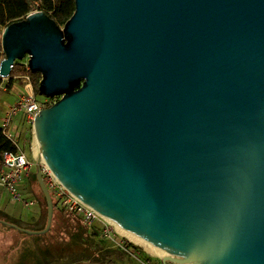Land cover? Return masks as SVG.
<instances>
[{"label":"water","instance_id":"obj_1","mask_svg":"<svg viewBox=\"0 0 264 264\" xmlns=\"http://www.w3.org/2000/svg\"><path fill=\"white\" fill-rule=\"evenodd\" d=\"M2 30L0 77L28 58L53 99L42 160L99 215L188 264H264V0H74ZM79 87V88H77ZM45 197L44 229L54 202Z\"/></svg>","mask_w":264,"mask_h":264},{"label":"built area","instance_id":"obj_2","mask_svg":"<svg viewBox=\"0 0 264 264\" xmlns=\"http://www.w3.org/2000/svg\"><path fill=\"white\" fill-rule=\"evenodd\" d=\"M30 71L28 62L24 64ZM2 92H7V83L11 80H23L24 92L19 95L16 101L8 108L4 115L2 124L0 125L3 135L10 140L16 147L15 151H7L3 154L2 167L0 170V187L8 192V194L18 203L25 207L34 205V200H27L21 193L20 188L25 178H30L33 169L38 166L39 155L36 151V143L34 139V122L43 108L50 107V100L46 99L44 103L38 100V95L34 90L31 77L27 74L19 77L2 78ZM24 114L25 124L32 130L33 139L30 146L29 154L16 139L13 130L18 127L16 118L19 114ZM24 144H27L25 142ZM28 145V144H27ZM42 170L44 182L51 194L52 200L59 210L81 217L89 229H93L96 223L102 226L104 238L113 245V248L120 249L126 254L133 256L132 249L126 246L124 239H119L114 232L115 224L99 215L91 207L83 203L79 198L67 190L60 181L55 177L50 168L42 160L39 162ZM145 250V249H144ZM146 251V250H145ZM148 253V252H147ZM145 264H153V257ZM157 259L162 260L161 257ZM167 264H183L169 260Z\"/></svg>","mask_w":264,"mask_h":264},{"label":"crops","instance_id":"obj_3","mask_svg":"<svg viewBox=\"0 0 264 264\" xmlns=\"http://www.w3.org/2000/svg\"><path fill=\"white\" fill-rule=\"evenodd\" d=\"M16 82L14 81L11 88L3 93H9L14 88L19 90L15 85ZM16 98L14 97V100L10 102V98L6 95L2 97L1 101L3 104L0 110L2 116L6 114L8 108L16 101ZM33 187L34 182L30 177L24 179L20 188L22 195L27 200H34L35 202L34 205L30 206L33 207L32 213L25 216L17 210L16 205L12 202L14 199L8 192L0 187V219L16 223L30 231L44 229L47 221V212ZM10 205L13 206L12 209H10ZM0 225L2 227L0 228V264H145L147 260L151 259L149 253L147 254L143 250H132L133 256L125 254L123 258L119 259L109 253L110 250H113L111 246L105 249H92V252H87L83 257L79 255L71 259H63L71 255H76L77 252L63 254L61 257L58 255V239L56 241L48 238L45 240L40 238L32 240L27 237H34V234H28L1 223ZM74 237L75 234H72L70 238L71 248L76 247ZM55 250L56 252H54ZM153 264H163V262L157 259V257H153Z\"/></svg>","mask_w":264,"mask_h":264},{"label":"rangeland","instance_id":"obj_4","mask_svg":"<svg viewBox=\"0 0 264 264\" xmlns=\"http://www.w3.org/2000/svg\"><path fill=\"white\" fill-rule=\"evenodd\" d=\"M35 11H40V10L35 9ZM61 27L63 28V26H61ZM26 62H28V58L26 60L22 61L21 63L25 64ZM16 81H18V82H16ZM15 82H16L15 85L18 87L19 90L14 88V90L9 92V93H3L2 92V95L0 98V110H1V106L3 104V102L1 101L3 96L6 95L7 97L10 98V102H12L14 100V97L18 98L19 95L24 92V85L25 84H24L23 80H15ZM33 87H34V85H33ZM37 95H38V100L42 103H44L46 101V99H48L47 97H45L44 95H42L40 93L39 94L37 93ZM59 98H61V97H59ZM56 101H58V100H56ZM3 118H4V115L2 116L1 112H0V125L2 124ZM16 123H17L18 127H16L13 130L15 137L20 142L22 147L29 154V152H30L29 148L31 146L30 144H31L32 139H33L32 130L29 129L27 127V125L25 124L24 114H22V113L19 114V116L16 118ZM29 138H31L30 144L28 143V140H30ZM25 142H27L28 145L24 144ZM35 143H36V141H35ZM36 146H37V144H36ZM36 151H37V154L40 156L38 146L36 147ZM36 171H37V167L33 169V173L36 174ZM33 189L36 190L37 195L43 204L44 203L43 202L44 201L43 193L39 189V187L36 185V183H34ZM5 199H7V198H5ZM12 202H14V205H16L15 207L20 212V214H22L24 216L31 214L33 211V207H30V208L25 207L24 205L16 202L15 200H12ZM12 208H13V206L10 205V209H12ZM44 208H45V206H44ZM45 209L47 212V206ZM0 228H2L1 225H0ZM95 232H98V231H95L94 229H89L81 217L63 212L57 208L56 210H54V218H53V223H52V227H51L50 231L45 235H34V237L31 236L32 238L31 237H27V238L32 239V240H34L35 238H40L42 240H45L46 238H48V239H50V240L52 239L54 241H56L58 239V242H59L58 255L59 256L62 257L63 254H69V253L71 254V252H77L76 255H71V256L63 258V259H71L75 256L78 257L79 255H80V257H83L84 256L83 252L86 251V253L87 252L90 253V252H92V249H95V248L105 249V248L110 247V246L113 248V245L104 238L103 233H102V229L99 230L98 233H95ZM114 232H115V235L120 240L124 239L125 242H129V243L139 247L144 252H146V253L148 252L149 254L151 253V251H149V248L142 247V246L130 241L126 237H124L116 226L114 227ZM0 233H1V230H0ZM72 234H75V235L81 234L82 235V237L78 238V240L75 241L76 243L83 241V239L85 238V240L88 242V245L86 244L87 250L84 249V251L81 252L82 246L79 244L75 245L76 247L71 248V239L70 238H71ZM54 252H56V250ZM54 252H53V255H54ZM151 254L153 256H156V257H161L155 253L154 254L151 253Z\"/></svg>","mask_w":264,"mask_h":264},{"label":"trees","instance_id":"obj_5","mask_svg":"<svg viewBox=\"0 0 264 264\" xmlns=\"http://www.w3.org/2000/svg\"><path fill=\"white\" fill-rule=\"evenodd\" d=\"M35 9L46 12L52 19H54L57 22L58 25L64 26L66 22L74 14L75 1L74 0H0V63L2 59L4 58V54L2 52V45H1L2 30L7 25L13 23L14 21L25 18L28 14H30L31 12H34ZM27 74L32 79L35 92L39 94V83L41 80V75L39 73H32L31 71H28L27 67L22 63H17L12 71V77L14 76L19 77V76H24ZM14 81L15 80H11L7 83L8 89L11 88L12 83ZM2 84H3V80L0 77V98L2 95V91H1ZM59 99H60L59 97H56V98L48 99V100H50V103H52ZM29 139L30 140H28V143L30 144L31 138ZM15 149L16 147L14 146V144L3 135L2 129L0 127V170L2 167L3 154L7 151H15ZM31 178L33 182L36 183V185L41 190L40 186L37 183L36 174L32 173ZM43 202H44L43 205L46 208L47 205H46L45 197H44ZM56 209L57 208L54 204V210ZM93 229L99 232V230L102 229V226L97 223L94 225ZM98 232H95V233H98ZM80 237H82L81 234H76L74 237V241H77L78 238ZM74 243L75 245L79 244L83 247L82 252L84 251V249H86V244L88 245V242L85 240V238L83 239V241H80L78 243L74 242ZM126 246L134 251L141 250L139 247L131 243H127ZM109 253H111L113 257H117L119 259L123 258V256L126 254L124 251L117 249V248H113V250H110ZM83 254L85 256L86 251L83 252Z\"/></svg>","mask_w":264,"mask_h":264},{"label":"bare ground","instance_id":"obj_6","mask_svg":"<svg viewBox=\"0 0 264 264\" xmlns=\"http://www.w3.org/2000/svg\"><path fill=\"white\" fill-rule=\"evenodd\" d=\"M40 157H41V155H40ZM113 224H114V223H113ZM115 226L119 229V231L121 232V234H122L124 237H126L127 239H129L130 241H132V242H134V243H136V244H138V245H140V246H142V247L149 248V251H151V253H153V254L155 253V254H157V255H159V256H161V257L165 256V253L162 252L161 250H159L158 248H156L155 246H153V245L149 244L148 242H146V241H144V240H142V239L136 237L135 235L131 234L130 232H128V231H126V230L120 228V227L117 226L116 224H115ZM147 251H148V250H147ZM151 253H150V254H151ZM151 255H152V254H151ZM152 256H153V255H152ZM172 261H174V262H180V263H183V264H188V263H186V262H183V261H181V260H179V259H175V258H173Z\"/></svg>","mask_w":264,"mask_h":264}]
</instances>
